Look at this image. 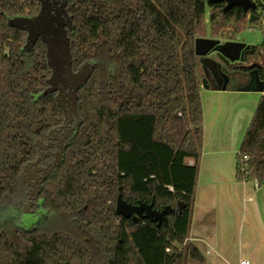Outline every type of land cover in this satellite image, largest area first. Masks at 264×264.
<instances>
[{"label": "trees", "instance_id": "1", "mask_svg": "<svg viewBox=\"0 0 264 264\" xmlns=\"http://www.w3.org/2000/svg\"><path fill=\"white\" fill-rule=\"evenodd\" d=\"M215 1L67 2L73 71L85 64L95 70L78 95L81 126L42 185L49 221L27 230L15 215L28 204L23 169L65 117L56 95L37 99L51 76L46 47L39 41L24 53L27 35L8 27L15 17L37 16L39 3L0 0V264H206L188 242L203 145L195 66L226 33L257 25L249 17L264 10V0H247L250 10ZM236 180L264 185V95L237 157ZM120 197L174 213L160 227L134 223L116 215Z\"/></svg>", "mask_w": 264, "mask_h": 264}, {"label": "crops", "instance_id": "2", "mask_svg": "<svg viewBox=\"0 0 264 264\" xmlns=\"http://www.w3.org/2000/svg\"><path fill=\"white\" fill-rule=\"evenodd\" d=\"M255 55V47L222 40L204 56L212 62L201 68H210L211 76L202 72L201 77L202 69L195 67L208 88L200 89L203 145L188 242L206 264H264V185L236 180L237 157L264 95L259 74L264 65L249 59ZM232 65L258 69L230 72Z\"/></svg>", "mask_w": 264, "mask_h": 264}, {"label": "water", "instance_id": "3", "mask_svg": "<svg viewBox=\"0 0 264 264\" xmlns=\"http://www.w3.org/2000/svg\"><path fill=\"white\" fill-rule=\"evenodd\" d=\"M229 2V6H239L243 9L250 10L252 5L247 0H216L215 2ZM40 5V12L35 17H15L8 21V27L21 31L27 35L26 45L23 49L24 53H31L34 46L41 41L46 47V59L47 65L51 71L50 79L47 81L48 89L37 99L41 97L45 98L48 95H56L55 101L57 106L61 109L65 117V125L68 121L73 122V117L76 119L73 130H77L81 126L79 122V116L77 111V102L79 93L85 88L90 81L95 66L93 64H85L77 72L73 71V59L70 49V36L75 33V26L73 24V18L67 12V3L61 5L59 10H56L58 3L51 2V0H37ZM259 17L255 14L249 17V23L253 24ZM217 50V49H216ZM219 51V58L228 65L225 55L221 50ZM202 87L207 89V82L201 81ZM261 84V92L264 91V83ZM65 129V126L62 127ZM69 133V132H68ZM68 133L64 135V138H68ZM50 133V135H52ZM63 144V141H60ZM51 145H45L42 142H37L38 153L43 148H49ZM70 147V143L60 148L56 157L57 160L53 165L48 166L49 172L47 175L41 177V182L45 183L49 178L55 175V168L62 164L64 154ZM39 159L36 162L25 166L21 175V181L28 182L33 180V186L39 183V179L35 177V173L29 174L31 168L37 167ZM27 178V179H26ZM38 194H36V197ZM183 209L180 206L179 210ZM174 210L166 208L162 212H156L152 205L140 203L137 206L129 205L122 201L120 197L116 205V215L125 220H132L137 223L141 220H150L158 227L162 225L168 214H173ZM33 218L32 214L27 216L24 214V228L29 229L35 221H31ZM28 222V223H27ZM26 223V224H25Z\"/></svg>", "mask_w": 264, "mask_h": 264}, {"label": "flooded vegetation", "instance_id": "4", "mask_svg": "<svg viewBox=\"0 0 264 264\" xmlns=\"http://www.w3.org/2000/svg\"><path fill=\"white\" fill-rule=\"evenodd\" d=\"M70 0H51V2H56L58 3V6L56 7V10H59V8L61 7V5H63L64 3L69 2ZM75 123L74 122H70L68 121L67 124L65 125V129L60 128L57 131H54L52 135H49V137L46 139V143L45 145L50 144L51 146L49 148H43L41 150V152L39 153V162L37 167L35 168H31V171L29 174L35 173V177L39 179V183L41 182V177L44 175H47V173L49 172L48 166H51L54 164V162L57 160V153L59 152L60 148L64 145H67L68 143H70L72 137L74 136V128ZM69 132V133H68ZM68 133V138L65 139L64 135H66ZM60 141H63V144L60 143ZM57 167L55 168L56 171ZM33 180L31 181H27V185L28 187H32L35 190H37L36 192L30 191L31 194H29L30 199L28 207L29 208H25V212L29 214H32L33 216V220L36 222L37 218H40L41 216H43L44 211H43V200L41 199V190H42V185H38L36 184V186H33ZM36 194H38V196L36 197ZM28 203V202H27ZM32 211V212H28ZM141 220V219H140ZM35 228V227H34Z\"/></svg>", "mask_w": 264, "mask_h": 264}, {"label": "rangeland", "instance_id": "5", "mask_svg": "<svg viewBox=\"0 0 264 264\" xmlns=\"http://www.w3.org/2000/svg\"><path fill=\"white\" fill-rule=\"evenodd\" d=\"M251 2L253 4H258V0H251ZM256 14L257 16L259 17V22L257 25H255L254 27H251L249 24H245L244 26V30L239 32V33H236V34H230V33H226V35H224V39L222 40H229V41H234L236 43H239V44H245V45H248V46H251V47H255L256 50H258L259 48H263L264 46V10L263 9H260L258 8V10L256 11ZM208 17H209V10L206 11V20H208ZM230 34V35H229ZM221 40V41H222ZM249 59H251V62L250 63H254L255 65H264L262 64L261 61L258 60L257 56L255 55L254 57H250ZM216 60V59H215ZM211 60L209 59V57H201V58H198L197 60V63H196V66L195 67H202L203 65L204 66H208L210 65L211 66ZM217 62V61H216ZM219 63V62H218ZM224 65H226L224 62H223ZM205 68V67H204ZM202 69V68H201ZM210 68L208 69H202V71H197L198 74L200 75V73L204 72L205 74V78L207 76L210 77L211 76V71L209 70ZM209 70V71H208ZM212 70V69H211ZM198 75V76H199ZM201 76V75H200ZM202 77V76H201ZM206 80V79H204ZM207 82V80H206ZM208 83V82H207ZM31 171V169H30ZM27 179V178H26ZM24 184V187H25V190H26V196H27V199L29 200L30 199V196L29 194H31L30 191H33V192H36L37 190H35L34 188L32 187H28L27 185V180H25L23 182ZM27 200L28 204H29V201ZM28 204L22 209V211L20 212L19 210H17V212L19 213H15L16 217L20 219V222H21V225L24 227L25 225L22 224V221L24 220V214H25V210L28 207ZM26 208V209H25ZM28 212H32V211H29ZM21 213V214H20ZM47 212H45L43 214V216H41L40 218H37L36 220L39 221L36 223H33V225L29 228V229H32L35 227V229H40V228H43L46 223L49 221V216L46 215ZM28 214V213H26ZM28 216V215H27ZM34 220L32 219L31 221H29L30 223L33 222ZM28 223V222H27ZM26 224V223H25ZM26 229V228H25ZM28 230V229H27Z\"/></svg>", "mask_w": 264, "mask_h": 264}, {"label": "built area", "instance_id": "6", "mask_svg": "<svg viewBox=\"0 0 264 264\" xmlns=\"http://www.w3.org/2000/svg\"><path fill=\"white\" fill-rule=\"evenodd\" d=\"M256 54H257V58L259 61L262 62V64H264V46L263 48H259L258 50H256ZM243 161L246 162L248 161L247 158H243ZM193 163H189L190 166H192ZM240 264H250L248 261H243Z\"/></svg>", "mask_w": 264, "mask_h": 264}]
</instances>
